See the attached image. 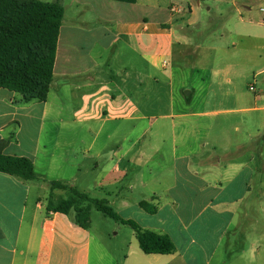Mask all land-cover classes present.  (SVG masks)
<instances>
[{
    "label": "crops",
    "instance_id": "obj_1",
    "mask_svg": "<svg viewBox=\"0 0 264 264\" xmlns=\"http://www.w3.org/2000/svg\"><path fill=\"white\" fill-rule=\"evenodd\" d=\"M59 1L65 16L47 101L23 104L0 88V142H9L4 153L29 158L36 174L23 181L0 172V264L107 262L103 247L92 260L90 226L49 207L51 197L68 198L67 191L52 189V181L108 202L123 219L170 236L177 248L145 254L132 229L126 253L114 264H264V44L261 51L243 50L242 63L261 65L255 71L230 58L239 39L264 42V17L248 5L242 14L237 0H215L225 7L216 14L223 27L218 34L212 20L191 19L209 0ZM174 6L179 13L171 12ZM196 29L199 43L191 36ZM226 36L233 49L220 48L226 86L218 88L222 108L216 112L178 109L172 73L166 82L137 63L167 73L176 59L202 53L203 39ZM128 57L132 62L114 78L111 63ZM105 69L111 79L98 77ZM54 85L63 96L56 105ZM214 113L236 114L240 121L248 115L252 129L242 132L239 121L226 145L210 146L209 131L197 143L201 133L187 126ZM156 125L170 131H156ZM154 138H167L171 146ZM98 189L103 197L94 198ZM142 202L157 212L147 213Z\"/></svg>",
    "mask_w": 264,
    "mask_h": 264
},
{
    "label": "trees",
    "instance_id": "obj_2",
    "mask_svg": "<svg viewBox=\"0 0 264 264\" xmlns=\"http://www.w3.org/2000/svg\"><path fill=\"white\" fill-rule=\"evenodd\" d=\"M65 16L63 4L57 0H0V88L20 96L23 104L46 102L54 81L58 39ZM8 141L0 142V172L23 181L36 179L33 162L26 157L4 153ZM52 189L67 191L68 198L59 201L52 197L49 207L70 214L76 224L89 228L91 211L131 227L145 254H173L177 248L170 236L144 230L132 220L123 219L108 202L90 198L87 194L61 182L52 181ZM149 214L157 208L140 203Z\"/></svg>",
    "mask_w": 264,
    "mask_h": 264
},
{
    "label": "rangeland",
    "instance_id": "obj_3",
    "mask_svg": "<svg viewBox=\"0 0 264 264\" xmlns=\"http://www.w3.org/2000/svg\"><path fill=\"white\" fill-rule=\"evenodd\" d=\"M237 4L241 9V13L245 14L246 10L244 6H250L253 9L254 15L258 17H264V12L261 10L264 9V0H237ZM212 9L207 11L208 7ZM225 7L220 2H215V0H209L206 7L201 9V12L193 18L192 20H196L197 18H201V20H212L214 27L216 26V30L218 34L221 32L222 24L221 20L217 17V12L220 9H224ZM201 13V15H200ZM237 14V13H235ZM185 16V15H184ZM190 25L192 26L193 22L190 21ZM230 24L234 23V18L230 17ZM196 33L191 35L196 42L199 43V30L196 29ZM211 33V32H210ZM212 33L210 34V36ZM231 39L229 36H226L224 39L222 37H216V40L213 41L212 37L210 39H203L202 43L204 44V50L202 53L196 54L193 58H183V59H176L174 61L173 67H169L167 69V73H160L158 71L152 70L149 68L147 63H142L140 60L137 62L139 67H142L144 70H149L153 76L160 78L163 81H170V73H172V82L174 88V96L176 100V107L178 109L184 108L186 111H190L193 113L198 112H216L220 108L217 105V94L218 88L220 85L226 86V83L223 81L222 73L227 65V60L223 57L220 48L222 46L230 45ZM237 46L234 51L237 52L236 56H231V61L237 62L240 67H245L247 70H257L258 67L261 65H253L252 63H242L245 61L243 58V50L248 49L252 51H261L262 49L259 47L264 42L261 43H253L241 41V39L237 40ZM108 55V52H107ZM106 60V58H105ZM132 62L131 58L127 59H117L111 63V69L114 71L113 77L116 78L117 70H122L126 66H129ZM231 62V63H232ZM232 67V66H230ZM107 70V69H105ZM100 71V70H99ZM98 77H104L106 79H111L112 75L108 73V70L105 71L103 75L98 73ZM233 79V83H236L235 78ZM252 83H254V79H250ZM224 83V84H223ZM163 94V93H162ZM58 98H63L61 96L60 90H58V86L54 85L52 92H51V99L55 100L54 104L56 105V100ZM66 99V98H65ZM72 99L69 101V105L66 107L71 108ZM232 106H229L231 108ZM66 113H69L67 110ZM241 116L236 114H229L224 116L222 114L214 113L210 114V116L205 118H194L196 122L192 126H187L188 131H199L201 134L198 135V139L194 138L197 143H203L206 131L210 132L209 136V143L210 146H219V145H226L228 141L233 140V138L237 135L235 133V127L239 124L241 120ZM241 122V130L242 132H247L249 129H252V123H249V116L246 115L245 120L242 119ZM186 125V124H185ZM183 124L180 126L179 129L182 128ZM110 127H107L109 129ZM130 129V127H129ZM156 131H170L169 125H156L153 128ZM223 132L227 133L225 138L222 135L218 138V135ZM229 137V138H228ZM151 138H148V140ZM160 141L161 146H168L170 145V140L168 141L167 138L164 139H153ZM165 140V142H164ZM193 141V138L191 139ZM171 146V145H170ZM194 159H197L194 157ZM94 198H101L103 197V193L101 190L92 191ZM67 197V196H66ZM65 197V198H66ZM119 197L117 198V202H114L116 210L119 212ZM115 196L112 197V200H115ZM90 230L94 236V243H93V253H92V260L97 259L99 255L98 252L102 249V253L105 255V259H107L106 263L103 264H114L116 262V258L118 262L120 261L121 257L126 253V243L130 236L133 233L131 227L120 224L116 222L114 219L104 217L100 212L93 209L91 211V222H90ZM94 261V262H95ZM113 262V263H112Z\"/></svg>",
    "mask_w": 264,
    "mask_h": 264
},
{
    "label": "built area",
    "instance_id": "obj_4",
    "mask_svg": "<svg viewBox=\"0 0 264 264\" xmlns=\"http://www.w3.org/2000/svg\"><path fill=\"white\" fill-rule=\"evenodd\" d=\"M171 12H172V13H179V12H180V9H179L178 7H176V6H174V7L171 9ZM250 90L254 91V90H255V87H254V86L250 87Z\"/></svg>",
    "mask_w": 264,
    "mask_h": 264
}]
</instances>
